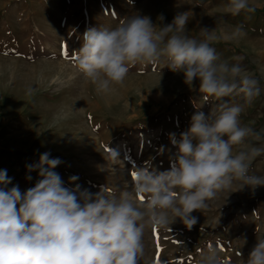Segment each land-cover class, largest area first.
Returning a JSON list of instances; mask_svg holds the SVG:
<instances>
[{
  "label": "rangeland",
  "instance_id": "374dc122",
  "mask_svg": "<svg viewBox=\"0 0 264 264\" xmlns=\"http://www.w3.org/2000/svg\"><path fill=\"white\" fill-rule=\"evenodd\" d=\"M228 2L132 0L130 7L128 0H0V170L12 178L9 187L24 179L20 170L31 177L28 165H15L19 153L25 158L45 152L57 157L62 168L69 165L71 175H80L76 185L66 187L79 185L91 193L104 184L110 189L122 181L132 183L137 167L170 168L176 149L169 134L179 138L197 109L207 114L212 107L202 99L199 82L189 88L183 74L170 71L162 59L131 66L123 83L106 96L75 67L86 28H113L136 13L154 24L163 14L167 24L178 12L189 11L187 35L197 39H204L202 28L214 29L220 39L212 46L221 61L240 63L259 80L261 94L245 105L241 120L256 129L253 105L264 101V0H249L255 11L235 16L225 11ZM237 25L244 26V35L225 42L222 37ZM60 71L67 74L60 77ZM71 76L75 81L67 85ZM225 99L242 103L238 96ZM120 141L126 144L122 152L117 149ZM110 150L122 161L108 175L99 169L107 164L104 156ZM253 170L264 174L256 165ZM226 196L221 193L208 209L194 211L197 223L191 229L177 218L168 226L177 230H145L139 264H196L211 245L233 246L225 264H245L256 231L264 234V187H245Z\"/></svg>",
  "mask_w": 264,
  "mask_h": 264
},
{
  "label": "clouds",
  "instance_id": "9594fccd",
  "mask_svg": "<svg viewBox=\"0 0 264 264\" xmlns=\"http://www.w3.org/2000/svg\"><path fill=\"white\" fill-rule=\"evenodd\" d=\"M128 3L131 7L132 0ZM225 11L235 16L255 9L249 0H229ZM164 19L161 14L154 24L136 13L113 28H86L75 67L97 93L105 94L123 83L131 66L166 59L165 67L182 73L189 88L199 82L210 111L196 108L179 138L169 134L176 151L168 170L137 167L131 185L119 193L106 184L96 193L79 185L65 187L54 171L60 160L50 159L47 152L27 166L39 179L26 191L9 187L12 178L0 170V264H139L146 228H167L179 218L191 229L197 223L191 214L208 209L221 193L227 199L245 187H264V174L253 170L264 157V129L243 125L240 119L245 105L261 94L259 80L240 63L221 61L212 46L220 39L212 34L214 29L202 28L204 39L187 35L189 11L178 12L171 23L164 24ZM242 35L244 26L237 25L222 38L230 42ZM236 96L242 103L225 99ZM104 157L107 164L99 170L110 175L122 160L114 150ZM196 264L225 261L212 248ZM245 264H264V234L256 231Z\"/></svg>",
  "mask_w": 264,
  "mask_h": 264
},
{
  "label": "crops",
  "instance_id": "0c3cea01",
  "mask_svg": "<svg viewBox=\"0 0 264 264\" xmlns=\"http://www.w3.org/2000/svg\"><path fill=\"white\" fill-rule=\"evenodd\" d=\"M258 100V99H257ZM258 101L255 102V104L253 105V110L255 112V115L253 116V120H255L256 122H258L257 124V127H256V130L258 129H264V114H263V110H264V101H260L259 100V103L257 104ZM245 117H244V114L242 113L241 114V117L240 119L243 120ZM247 123L246 125H249V120H245ZM53 158H57V157H52L50 159H53ZM13 161L15 162V165L17 166H20V165H32V164H35L39 161V157H37V154H34V155H31L30 158H25V155L23 154H20L19 155H16V157L13 159ZM61 162V161H60ZM14 165V164H12ZM254 165H256V169H258V167L260 168H264V157H261L259 158L255 163ZM70 166L67 165V167L65 168H62V162L54 169V171L56 173L59 174V176L61 177L63 183H64V186H71V185H76V182L79 180V176L80 175H71V173H69L70 171ZM20 176L22 178H24L23 180H18L15 185H18L19 189L23 192L25 191L24 187H33L36 183V181L39 179V176H38V172L37 171H32L30 172V179L28 177H26L24 175V172L25 171H22L20 170ZM15 174V177L17 176L16 173ZM128 174H130V170H128ZM75 177V181L74 182H70V178H73ZM81 181V180H80ZM128 185H131V182H128V181H122L120 183H118L117 185V188L113 187V188H110V190H124L125 187H127ZM210 215V214H209ZM165 229H169V230H177L175 227H167ZM146 230H157L156 228H152V229H146ZM212 248H215V249H218L219 250V254L221 256V258L225 261L227 259L228 256H225V255H228L229 253H231V251L233 252V246H231V250L229 248V246H225V248H221L220 245H211L207 248V250L209 249H212ZM195 253V251H194ZM206 253V252H205Z\"/></svg>",
  "mask_w": 264,
  "mask_h": 264
},
{
  "label": "bare ground",
  "instance_id": "6f19581e",
  "mask_svg": "<svg viewBox=\"0 0 264 264\" xmlns=\"http://www.w3.org/2000/svg\"><path fill=\"white\" fill-rule=\"evenodd\" d=\"M67 73H65L64 71H60V77H63L65 76ZM75 81V78L73 76L69 77L67 82H70L69 84L67 83V85H70L72 83H74ZM78 85H81V84H78ZM113 93L111 92H108V93H105L106 96H109V95H112ZM92 142V141H91ZM94 144V142H92ZM73 144V143H71ZM95 146V145H93ZM126 148V144L124 141H120L118 144H117V149L119 152H122L124 149ZM102 167V166H101Z\"/></svg>",
  "mask_w": 264,
  "mask_h": 264
},
{
  "label": "snow or ice",
  "instance_id": "6c2138e0",
  "mask_svg": "<svg viewBox=\"0 0 264 264\" xmlns=\"http://www.w3.org/2000/svg\"><path fill=\"white\" fill-rule=\"evenodd\" d=\"M65 55H68V53H67V52H65ZM135 175H136V174H135V173H133V178H135ZM140 199H141V200H143L144 198H143V197H140Z\"/></svg>",
  "mask_w": 264,
  "mask_h": 264
}]
</instances>
